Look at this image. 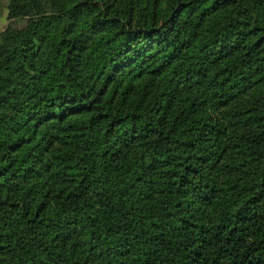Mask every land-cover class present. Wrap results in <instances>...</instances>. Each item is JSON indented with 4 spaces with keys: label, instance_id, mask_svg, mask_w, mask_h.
Returning a JSON list of instances; mask_svg holds the SVG:
<instances>
[{
    "label": "trees",
    "instance_id": "obj_1",
    "mask_svg": "<svg viewBox=\"0 0 264 264\" xmlns=\"http://www.w3.org/2000/svg\"><path fill=\"white\" fill-rule=\"evenodd\" d=\"M5 9L0 264H264V0Z\"/></svg>",
    "mask_w": 264,
    "mask_h": 264
},
{
    "label": "rangeland",
    "instance_id": "obj_2",
    "mask_svg": "<svg viewBox=\"0 0 264 264\" xmlns=\"http://www.w3.org/2000/svg\"><path fill=\"white\" fill-rule=\"evenodd\" d=\"M6 2L7 0H0V30L3 29L6 23L8 22L5 11Z\"/></svg>",
    "mask_w": 264,
    "mask_h": 264
}]
</instances>
